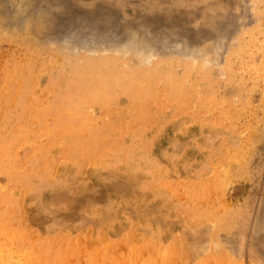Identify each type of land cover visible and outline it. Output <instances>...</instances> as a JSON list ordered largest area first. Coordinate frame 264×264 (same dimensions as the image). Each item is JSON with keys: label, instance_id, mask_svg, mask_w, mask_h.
<instances>
[{"label": "rangeland", "instance_id": "obj_1", "mask_svg": "<svg viewBox=\"0 0 264 264\" xmlns=\"http://www.w3.org/2000/svg\"><path fill=\"white\" fill-rule=\"evenodd\" d=\"M136 263L264 264V0H0V264Z\"/></svg>", "mask_w": 264, "mask_h": 264}, {"label": "bare ground", "instance_id": "obj_2", "mask_svg": "<svg viewBox=\"0 0 264 264\" xmlns=\"http://www.w3.org/2000/svg\"><path fill=\"white\" fill-rule=\"evenodd\" d=\"M97 53H98V52H97ZM75 55H76V54H75ZM101 59H102V58H101ZM104 60H105V59H104ZM79 61H80V60H79ZM102 61H103V60H102ZM109 62H110V60H109ZM66 63H67V62H66ZM100 64H101V63H100ZM105 64H106V62H105ZM107 64H108V63H107ZM119 64H120V63H119ZM75 66H76V65H75ZM124 66H126V65H124ZM150 66H151V65H150ZM152 66H154V65H152ZM111 67H112V66H111ZM126 67H127V66H126ZM194 67H195V66H194ZM124 68H125V67H124ZM202 68H203V67H202ZM73 69H74V68H73ZM115 69H116V67H115ZM127 69H128V67H127ZM159 69H160V68H159ZM63 70H64V69H63ZM99 70H100V69H99ZM145 70H146V69H145ZM151 70H152V68H151ZM167 70H168V69H167ZM170 70H171V69H170ZM72 71H73V70H72ZM121 71H122V70H121ZM129 71H130V70H129ZM148 71H149V70H148ZM158 71H160V70H158ZM158 71H157V72H158ZM203 71H204V69H203ZM164 72H165V71H164ZM200 72H201V71H200ZM205 72H206V71H205ZM123 73H124V72H123ZM128 73H129V72H128ZM158 73H159V72H158ZM135 74H136V72H135ZM146 74H147V72H146ZM160 74H161V73H160ZM173 74H174V73H173ZM184 74H186V73L184 72ZM61 75H62V74H61ZM132 75H133V73H132ZM163 75H164V74H163ZM175 75H176V74H175ZM190 75H191V74H190ZM169 76H170V75H169ZM176 76H177V75H176ZM183 76H184V75H183ZM170 77H172V76H170ZM173 77H174V75H173ZM185 77H187V76H185ZM190 77H191V76H190ZM55 78H57V77H55ZM55 78H54V79H55ZM58 78H59V77H58ZM61 78H62V77H61ZM65 78H66V77H65ZM116 78H117V77H116ZM167 78H168V77H167ZM177 78H178V76H177ZM149 79H150V77H149ZM178 79H179V78H178ZM192 79H193V78H192ZM52 80H53V79H52ZM182 80H183V79H182ZM206 80H207V79H206ZM58 81H59V80H58ZM87 81H88V80H87ZM178 81H179V80H178ZM50 82H51V81H50ZM52 82H53V81H52ZM103 82H104V81H103ZM152 82H153V81H152ZM175 82H176V81H175ZM61 83H63V82L61 81ZM71 83H73V82H71ZM179 83H180V82H179ZM196 83H197V82L195 81V83H193V84H196ZM52 84H53V83H52ZM57 84H58V83H57ZM67 84H68V83H67ZM118 84H119V82H118ZM149 84H150V83H149ZM155 84H156V83H155ZM155 84H154V85H155ZM164 84H165V83H164ZM173 84H174V83H173ZM182 84H183V83H182ZM147 85H148V83H147ZM53 86H55V84H54ZM69 86H70V85H69ZM155 86H156V85H155ZM157 86H159V85H157ZM177 86H178V85H177ZM177 86H176V87H177ZM59 87H60V86H59ZM65 87H66V86H65ZM108 87H109V85H108ZM163 87H164V86H163ZM165 87H166V86H165ZM54 88H55V87H54ZM110 88H111V87H110ZM112 88H113V87H112ZM117 88H118V87H117ZM174 88H175V87H174ZM174 88H173V89H174ZM178 88H179V86H178ZM66 89H67V88H66ZM66 89H65V90H66ZM71 89H72V88H71ZM77 89H78V88H77ZM100 89H101V88H100ZM143 89H144V88H143ZM147 89H148V88H147ZM165 89H166V88H165ZM182 89H183V88H182ZM194 89H195V88H194ZM196 89H197V88H196ZM55 90H56V89H55ZM60 90H61V89H60ZM103 90H104V89H103ZM148 90H149V89H148ZM154 90H155V88H154ZM154 90H153V93H154ZM161 90H162V89H161ZM169 90H170V89H169ZM186 90H187V89H186ZM192 90H193V89H192ZM22 91H24V90H22ZM63 91H64V90H63ZM76 91H77V90H76ZM86 91H88V90H86ZM86 91H85V92H86ZM107 91H108V90H107ZM109 91H111V90H109ZM157 91H159V90H157ZM163 91H164V90H163ZM193 91H194V90H193ZM197 91H198V90H197ZM65 92H66V91H65ZM77 92H79V91H77ZM81 92H82V91H81ZM124 92H125V91H124ZM159 92H160V91H159ZM165 92H166V91H165ZM208 92H209V91H208ZM208 92H207V93H208ZM67 93H68V92H67ZM79 93H80V92H79ZM115 93H117V92H115ZM163 93H164V92H163ZM167 93H168V92H167ZM183 93H184V92H183ZM202 93H203V92H202ZM69 94H70V92H69ZM118 94H120V93H118ZM125 94H126V93H125ZM156 94H157V93H156ZM173 94H174V93H173ZM177 94H178V92H177ZM184 94H186V93H184ZM80 95H81V94H80ZM123 95H124V94H123ZM157 95H158V94H157ZM164 95H165V94H164ZM189 95H190V94H189ZM192 95H193V94H192ZM195 95H196V94H195ZM197 95H200V94L197 93ZM201 95H202V94H201ZM204 95H205V93H204ZM213 95H214V94H213ZM149 96H150V95H149ZM172 96H173V95H172ZM172 96H171V97H172ZM176 96H177V95H176ZM59 97H60V96H59ZM64 97L66 98V96H64ZM116 97H117V96H116ZM116 97H115V98H116ZM165 97H166V96H165ZM195 97H196V96H195ZM195 97H194V98H195ZM201 97H202V96H201ZM204 97H205V96H204ZM67 98H68V97H67ZM104 98H105V96H104ZM104 98H103V99H104ZM145 98H146V97H145ZM161 98H162V97H161ZM176 98H177V97H176ZM192 98H193V97H192ZM196 98H200V97H196ZM76 99H77V98H76ZM141 99H142V98H141ZM156 99H157V97H156ZM167 99H168V98H167ZM169 99H171V98L169 97ZM177 99H178V98H177ZM182 99H183V98H182ZM182 99H181V100H182ZM203 99H204V98H203ZM72 100H73V99H72ZM157 100H159V99H157ZM160 100H161V99H160ZM64 101H65V100H64ZM136 101H137V99H136ZM149 101H150V99H149ZM195 101H196V100H195ZM62 102H63V101H62ZM74 102H75V101H74ZM74 102H73V103H74ZM157 102H158V101H157ZM213 102H214V100H213ZM60 103H61V102H60ZM152 103H153V102H152ZM185 103H186V102H185ZM187 103H188V101H187ZM197 103H198V102H197ZM205 103H206V102H205ZM232 103H233V102H232ZM86 104H87V103H86ZM206 104H207V103H206ZM206 104H205V105H206ZM222 104H223V103H222ZM136 105H137V104H136ZM158 105H159V104H158ZM162 105H163V103H162ZM73 106H74V105H73ZM81 106H83V105H81ZM155 106H156V105H155ZM185 106H187V105H185ZM192 106H194V105H192ZM60 107H61V106H60ZM71 107H72V106H71ZM74 107H75V106H74ZM157 107H158V106H157ZM161 107H162V106H161ZM190 107H191V106H190ZM202 107H203V106H202ZM57 108H58V107H57ZM147 108H148V107H147ZM150 108H151V107H150ZM186 108H189V107H186ZM194 108H195V107H194ZM89 109H90V108H89ZM133 109H134V108H133ZM183 109H184V108H183ZM189 109H190V108H189ZM192 109H193V108H192ZM195 109H196V108H195ZM93 110H94V109H93ZM149 110H150V109H149ZM149 110H148V111H149ZM155 110H156V109H155ZM206 110H207V109H206ZM59 111L61 112V110H59ZM74 111H75V110H74ZM56 112H57V111H56ZM97 112H99V111H97ZM139 112H140V111H139ZM178 112H179V111H178ZM197 112H198V111H197ZM197 112H196V113H197ZM201 112H202V111H201ZM150 113H151V112H150ZM59 114H60V113H59ZM96 114H97V113H96ZM139 114H140V113H139ZM155 114H156V113H155ZM199 114H200V113H199ZM60 115H63V114L61 113ZM194 115H195V114H194ZM197 115H198V113H197ZM201 115H202V114H201ZM201 115H200V116H201ZM210 115H211V114H210ZM63 116H64V115H63ZM90 116H91V115H90ZM98 116H99V115H98ZM149 116H150V115H149ZM188 116H189V115H188ZM213 116H214V115H213ZM155 117H156V116H155ZM55 118H56V117H55ZM60 118H61V117H60ZM98 118H99V117H98ZM192 118H193V117H192ZM197 118H198V117H197ZM68 119H69V118H68ZM96 119H97V118H96ZM143 119H145V118H143ZM70 120H71V119H70ZM141 120H142V119H141ZM58 121H59V120H58ZM189 121H190V120H189ZM55 122H56V121H55ZM110 122H111V121H110ZM187 122H188V121H187ZM190 122H191V121H190ZM198 122H200V121H198ZM201 122H202V121H201ZM203 122H204V121H203ZM56 123H57V122H56ZM124 124H126V123H124ZM134 124H136V123H134ZM200 124H201V123H200ZM112 125H113V124H112ZM132 125H133V124H132ZM138 125L140 126V124H138ZM138 125H137V126H138ZM185 125H186V124H185ZM201 125H202V124H201ZM210 125H211V124H210ZM130 126H131V125H130ZM183 126H184V125H183ZM202 126H203V125H202ZM110 127H111V126H110ZM123 128H124V127H123ZM133 128H134V127H133ZM63 129H64V128H63ZM63 129H62V130H63ZM126 129H127V128H126ZM140 129H141V128H140ZM59 130H60V129H59ZM59 130H58V131H59ZM66 130H67V129H66ZM107 130H108V129H107ZM83 131H84V130H83ZM118 131H119V130H118ZM118 131H117V132H118ZM128 131H129V130H128ZM128 131H127V132H128ZM61 132H62V131H61ZM58 133H59V132H58ZM65 133H66V132H65ZM113 134H114V133H113ZM201 134H202V133H201ZM259 134H260V133H259ZM259 134H258V135H259ZM111 135H112V134H111ZM64 136H65V135H64ZM109 136H110V135H109ZM133 136H134V135H133ZM143 137H144V135H143ZM79 138H80V137H79ZM122 138H123V136H122ZM122 138H121V140H122ZM107 139H108V138H107ZM119 139H120V138H119ZM132 139H133V138H132ZM140 139H141V138H140ZM204 139H205V138H204ZM42 140H43V139H42ZM111 140H112V139H111ZM112 141H113V140H112ZM129 141H130V140H129ZM142 141H143V140H142ZM142 141H141V142H142ZM202 141H203V140H202ZM131 142H132V140H131ZM135 142H136V141H135ZM135 142H134V143H135ZM144 143H145V142H144ZM200 143H201V142H200ZM52 144H53V143H52ZM202 145H203V143H202ZM206 145H207V144H206ZM90 147H91V146H90ZM95 147H96V146H95ZM121 147H122V146H121ZM129 147H130V146H129ZM133 147H134V146H133ZM49 148H50V147H49ZM123 148H124V147H123ZM208 148H210V147H208ZM55 149H56V148H55ZM93 149H94V148H93ZM127 149H128V147H127ZM200 149H201V148H200ZM118 150H119V149H118ZM221 150H222V149H221ZM44 151H45V150H44ZM125 151H126V150L124 149V152H125ZM214 151H215V150H214ZM214 151H213V152H214ZM232 151H233V150H232ZM236 151H237V150H236ZM55 152H56V151H55ZM91 152H92V151H91ZM102 152H103V151H102ZM108 152H109V150H108ZM127 152H128V151H127ZM130 152H131V151H130ZM148 152H149V151H148ZM221 152H222V151H221ZM227 152H229V151H227ZM217 153H218V152H217ZM223 153H224V150H223ZM238 153H239V152H238ZM91 154H92V153H91ZM107 154H108V153H107ZM226 154H227V153H226ZM236 154H237V153H236ZM17 155H18V154H17ZM52 155H53V154H52ZM141 155H143V153H142ZM215 155H216V154H215ZM223 155H224V154H223ZM137 156H138V154H137ZM68 157H69V156H68ZM123 157H124V159H125V155H124ZM53 158H54V157H53ZM58 158H59V157H58ZM58 158H57V159H58ZM94 158H95V157H94ZM107 158H108V157H107ZM65 159H66V158H65ZM67 159H68V158H67ZM90 159H92V156H91ZM137 159H138V158H137ZM58 160H59V159H58ZM58 160H57V161H58ZM122 160H123V159H122ZM198 160H199V159H198ZM222 160H223V159H222ZM47 161H49V159H48ZM124 161H125V160H124ZM192 161H193V160H192ZM210 161H211V160H209V162H210ZM215 161H216V160H215ZM59 162H60V161H59ZM55 163H56V162H55ZM121 163H122V162H121ZM138 163H139V162H138ZM221 163H222V162H221ZM48 164H49V163H48ZM212 164H213V163H212ZM222 164H223V163H222ZM227 164H229V163L227 162ZM53 165H54V164H53ZM208 165H209V164H208ZM49 167H50V166H49ZM28 168H29V167H28ZM45 168H46V167H45ZM56 168H57V167H56ZM139 168H140V167H139ZM43 169H44V168H43ZM226 169H227V168H226ZM241 169H242V168H241ZM34 170H35V169H34ZM26 171H27V170H26ZM231 173H232V172H231ZM149 174H150V173H149ZM50 176H51V175H50ZM227 177H228V176H227ZM223 178H226V177H223ZM227 179H229V178H227ZM201 192H202V191H201ZM201 192H200V194H201ZM58 239H59V238H58ZM175 247H176V246H175ZM54 248H55V247H54ZM49 249H51V248H49ZM141 250H142V249H141ZM70 251H71V250H70ZM55 252H56V250H55ZM140 257H141V256H140ZM136 264H137V263H136Z\"/></svg>", "mask_w": 264, "mask_h": 264}]
</instances>
